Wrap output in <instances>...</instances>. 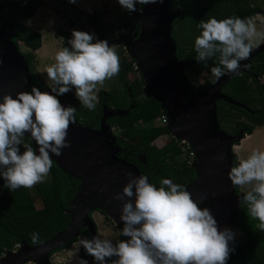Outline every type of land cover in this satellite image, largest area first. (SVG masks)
I'll list each match as a JSON object with an SVG mask.
<instances>
[{
	"label": "clouds",
	"instance_id": "clouds-1",
	"mask_svg": "<svg viewBox=\"0 0 264 264\" xmlns=\"http://www.w3.org/2000/svg\"><path fill=\"white\" fill-rule=\"evenodd\" d=\"M158 2L163 0H118L129 13L137 11V4ZM198 27L196 61L218 60L210 69L212 83L228 73H238L241 61L256 46L254 39L264 40V32L257 31L252 17H211L202 19ZM68 43L71 47L58 51L56 63L46 69L51 91L33 85L31 91H20L15 97L4 94L0 100V177L11 192L42 183L53 167L50 153L60 156L71 147L67 137L70 125L76 123L77 109L62 105L58 97L74 88L80 104L93 111L100 87L121 70L117 48L107 39L74 29ZM25 136L35 141L38 151L25 142ZM128 176L122 192L113 196L123 201L121 235L128 239L114 242L94 236L79 241L95 264H227L235 251L230 247L235 232L219 230L211 210L200 208L185 185L163 178L157 187L146 175ZM228 176L234 187H247L241 203L248 206V215L259 221L257 227L264 232V151H253L239 160ZM31 242L40 243L38 232L31 235ZM79 264L89 262L81 258Z\"/></svg>",
	"mask_w": 264,
	"mask_h": 264
},
{
	"label": "trees",
	"instance_id": "trees-1",
	"mask_svg": "<svg viewBox=\"0 0 264 264\" xmlns=\"http://www.w3.org/2000/svg\"><path fill=\"white\" fill-rule=\"evenodd\" d=\"M5 1L0 0V6ZM241 1L171 0L169 11L172 13L179 11L178 17L172 23L171 31L172 39L177 47L175 54L178 59L186 63L196 61L194 44L196 37L201 33L198 25L202 19L243 18L244 7ZM247 2L252 17L264 12V0H247ZM43 5L44 0H13V5L4 8L0 13V29L13 34L14 44L17 46L22 44L28 49L26 52L20 50L29 66L28 91H31L33 85L39 87L41 91H46L45 84L39 78L35 68V51L41 47L42 35L27 23ZM142 6L137 4V10ZM86 15L94 24L97 35L95 38L114 39L121 33L123 21L132 13L124 10L113 23H106L98 10H93ZM140 30L141 26L137 24L133 29L136 37ZM60 33L61 47H71L68 41L72 33L62 30ZM128 58L129 60L120 57L119 74L106 80L109 83L108 88H100L95 110L89 111L84 108L75 97L71 106L77 109L76 119L80 124L98 129L104 108L125 111V114L113 115L106 120L107 124L115 127L119 132L120 137L116 138V145L120 149L118 156L138 166L141 174L148 176L151 183L156 184L157 187L163 178L172 179L186 186L196 178L195 169L191 162L181 159L185 149L174 137L161 147L154 144L160 136L170 134L167 125L152 124V121L159 118L165 111L160 102L146 92L144 80L137 68L135 71L138 76L129 79V72L136 62L134 58L130 56ZM217 64L218 60L214 58L206 63L196 62L185 70L190 87L196 93L213 84L214 78L210 69ZM187 73H190L194 80H197L202 73L208 74V78L194 89ZM263 75L264 51L250 60L247 72L231 77L223 85L222 91L225 94L246 106L244 108L224 101L217 102L218 122L223 131L230 135H236L239 131L250 135L256 127L264 125V83L259 80ZM140 123L146 125L137 128ZM136 136L139 138L133 142ZM24 139L25 142L32 143L28 137ZM238 162L237 155L234 153L233 166ZM1 180H4L3 177H0ZM4 184L0 186V259L6 252L13 251L23 243L29 246L39 245L65 228L70 221L67 209L81 181L64 173L53 161L49 178L34 186V191L42 205L40 208L35 206L31 188H20L11 192L4 187ZM245 191H242L243 194ZM236 192L240 193L239 190ZM239 216H242V222L238 220ZM238 217L236 228L242 226L243 233L237 239L236 246L230 245L235 251L230 254L227 264H264V232L257 227L259 221L248 215V206L242 203L239 205ZM34 232L39 233L40 239V243L35 245L31 242V235ZM121 232L119 240L123 239ZM80 235L89 239L87 228L83 227ZM76 240L77 238H74L63 247L70 246ZM79 256L86 260H94L86 253L83 246Z\"/></svg>",
	"mask_w": 264,
	"mask_h": 264
},
{
	"label": "water",
	"instance_id": "water-1",
	"mask_svg": "<svg viewBox=\"0 0 264 264\" xmlns=\"http://www.w3.org/2000/svg\"><path fill=\"white\" fill-rule=\"evenodd\" d=\"M170 2L163 0L143 5L123 21L122 32L116 38L107 40L110 45H118L128 38L132 39L129 52L144 80L146 92L159 101L167 113L168 131L176 139L187 141L194 152L191 165L196 178L185 187L198 201L200 208L211 210L219 230L232 229L237 224L244 194L236 192L237 187L232 185L228 173L233 167V146L245 134L239 131L236 135H230L220 128L217 102L246 107L225 94L222 87L231 77L248 71L250 60L264 51V44L254 47L250 56L241 61L238 73H228L196 93L190 87L185 70L197 61L186 63L175 54L177 47L171 31L179 11L170 12ZM12 5L13 0H6L0 6V13ZM137 24H140L141 30L136 37L133 29ZM13 37V34L0 29V100L4 94L15 97L20 91H28L29 66L20 53L19 45L12 41ZM58 99L64 106L71 105L75 100V89L66 98ZM125 113L104 108L98 129L80 124L77 119L76 123L70 125L67 139L71 141V147L63 149L60 156L50 153L64 173L81 181L67 209L69 223L39 245L23 243L18 251L6 252L0 264H23L32 260L36 264H52L50 253L77 238L83 227L87 228L89 239L97 236L96 224L90 216V212L96 209L108 214L122 231L120 213L123 201L113 199V196L122 192L130 179L128 173L133 176L142 174L138 166L118 156L120 149L116 145V138H111L112 127L106 120ZM32 143L38 151V145L35 141ZM4 183L1 180L0 186ZM101 188L105 190L100 191Z\"/></svg>",
	"mask_w": 264,
	"mask_h": 264
},
{
	"label": "rangeland",
	"instance_id": "rangeland-1",
	"mask_svg": "<svg viewBox=\"0 0 264 264\" xmlns=\"http://www.w3.org/2000/svg\"><path fill=\"white\" fill-rule=\"evenodd\" d=\"M241 4L244 7L243 18L252 17L249 13V3L247 0H242ZM264 8V6H263ZM93 10H98L101 12V15L106 23H113L117 17L123 13L122 9L118 3V0H76V3H70L69 0H44V5L38 8L36 14L28 20V25L33 29L39 31L42 35V44L41 47L35 51V68L39 75V78L44 82L46 91H51L49 88V81L47 79L46 69L49 66H52L56 63L55 56L58 51L62 49L61 41L62 35L60 31L71 32L75 30L87 31L91 34H94L97 37L95 32L94 24L87 18V13L92 12ZM255 20L256 28L258 32H264V12L262 14H257L255 17H252ZM122 32V31H121ZM120 34V33H119ZM118 34V35H119ZM117 35V36H118ZM116 36V37H117ZM133 35H131L132 37ZM115 37V38H116ZM113 40V39H108ZM132 39L128 38L125 41L120 42L118 45H115L120 57H125L129 60L128 56L132 57L129 52V44ZM256 46L264 44V40L254 39ZM255 46V47H256ZM19 48L22 52H26L28 49L24 45L19 44ZM136 66V65H135ZM132 67V70L129 72V79L133 76H138L135 71L136 67ZM249 67V66H248ZM189 78H191L194 89L199 85L204 83L208 74L202 73L197 80L193 79V76L190 73H187ZM261 83H264V75L259 78ZM108 82H104V85L100 88H108ZM66 95L59 96L58 98H66ZM163 115V116H162ZM159 118L152 121L153 125H167L168 124V115L163 113ZM146 124L140 123L137 125V128H140ZM111 138H119V132L115 127L111 126ZM262 130L264 125L258 126ZM229 128V127H228ZM258 130V131H259ZM173 134H164L160 136L154 144L158 147L163 146L166 142L172 139ZM139 137L136 136L133 139V142H136ZM175 138V137H174ZM175 140L184 147V153L181 156V159L193 162L194 158L190 154L189 149L190 144L184 140ZM184 141V143H183ZM21 151H23L21 149ZM49 175L45 178L48 179ZM239 192L245 191L246 188L237 187ZM34 203L37 208H40L41 202L34 191V187L31 188ZM90 216L97 228V236L101 238H109L111 240L118 241L120 238L121 228L112 220V218L101 210H94L90 212ZM242 216L238 217V220L242 222ZM250 224V222H249ZM240 233H243L242 226L239 227ZM81 238H86L84 235H79L77 240L74 241L68 247L59 248L50 253L49 259L52 264H79L80 261V250L82 246L79 241ZM19 246L14 250L18 251ZM89 264H95L94 260H88ZM23 264H36L33 261H24Z\"/></svg>",
	"mask_w": 264,
	"mask_h": 264
},
{
	"label": "crops",
	"instance_id": "crops-1",
	"mask_svg": "<svg viewBox=\"0 0 264 264\" xmlns=\"http://www.w3.org/2000/svg\"><path fill=\"white\" fill-rule=\"evenodd\" d=\"M259 129V127H256L252 134H245L239 144L233 146V151L237 155L238 160L246 159L253 151H264V129Z\"/></svg>",
	"mask_w": 264,
	"mask_h": 264
},
{
	"label": "built area",
	"instance_id": "built-area-1",
	"mask_svg": "<svg viewBox=\"0 0 264 264\" xmlns=\"http://www.w3.org/2000/svg\"><path fill=\"white\" fill-rule=\"evenodd\" d=\"M162 116H163V115H162ZM183 143H184V141H183ZM189 149H190V146H189ZM190 154H191V155L193 156V158H194V152H193L192 149L190 150ZM231 230H233V231L235 232V240H234V241H230V245H231V246H236V245H237V239H238L239 237H241L242 233H240V229H239V228H236V226L233 227Z\"/></svg>",
	"mask_w": 264,
	"mask_h": 264
},
{
	"label": "bare ground",
	"instance_id": "bare-ground-1",
	"mask_svg": "<svg viewBox=\"0 0 264 264\" xmlns=\"http://www.w3.org/2000/svg\"><path fill=\"white\" fill-rule=\"evenodd\" d=\"M33 261V260H32Z\"/></svg>",
	"mask_w": 264,
	"mask_h": 264
}]
</instances>
